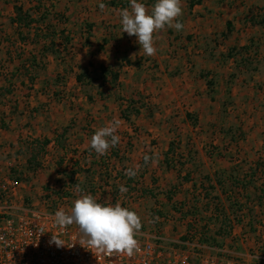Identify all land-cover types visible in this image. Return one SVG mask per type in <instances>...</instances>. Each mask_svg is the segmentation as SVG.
I'll list each match as a JSON object with an SVG mask.
<instances>
[{
    "label": "crops",
    "instance_id": "1",
    "mask_svg": "<svg viewBox=\"0 0 264 264\" xmlns=\"http://www.w3.org/2000/svg\"><path fill=\"white\" fill-rule=\"evenodd\" d=\"M107 1L0 0V171H21L20 165L27 167L29 160L34 157L42 168L33 169L31 173L35 175V179L31 183L43 186L48 181L53 183L57 180V163L62 160L63 167L68 165L70 168L76 163L81 169L77 178L83 181L87 168L93 172L100 169L93 162H99L102 156H94L95 151L90 148V140L95 131L115 119L120 122L116 135L122 138L129 135L132 121L139 124L143 122V109L136 106L141 101L140 96L151 97L146 100L153 101L159 107L169 104L173 106L176 114L182 115L180 118L184 120L183 126L191 132H205L219 139L208 145H199L194 141L180 142L176 148L179 154L176 159L174 156L170 159L173 165L170 168L166 167L164 160L171 142H152L140 135L129 142L130 146L126 148L124 145L128 141H120L117 148L121 154H125L121 163L123 172L139 165L138 174L134 177L138 188L155 194L154 201L155 191H171L174 194L169 203L176 198L181 201L185 210L196 202L202 218L214 217V201L218 202L230 220L231 238L240 239L241 243L245 239L246 243L256 244L258 247V250L249 255L244 246H240L237 255L248 264H259L261 259L264 260L259 255V251L264 250V171L259 169L255 175V179L261 183L249 186L246 190L231 186L229 175L242 178L249 168H254L258 162H264V154H257L255 160L251 161L247 158L227 161L223 155V105L226 106L223 70L227 71L233 64L226 61V54L232 48L237 50L238 47L247 46V43L264 44L252 30L242 32L240 22H243L247 13L244 12V4L240 1L234 3V0H182V16L178 18V22L183 24L182 30L165 27L155 32L153 41L157 52L154 56H147L140 52L136 36L122 33L120 12L125 8L110 7ZM128 1L126 8H130V0ZM148 1L138 0L150 12L156 0L153 5ZM15 4L22 5L35 20H38L43 9L50 15L44 23H33L29 28H24L11 21L15 17ZM100 4L105 7L101 9ZM251 5L256 4L249 3L247 9H252ZM37 7L40 11L35 13ZM260 7H264V2ZM227 22L231 23L230 31H227ZM46 24L53 25L57 32L64 30L65 35L68 34L71 41L67 52L70 54L69 57H62L64 52L57 56L47 53L42 57L41 69L35 72L31 69L29 60L33 55L38 57L43 42H33L34 29L37 25L42 28ZM86 26L91 27L88 40ZM259 27L262 29L258 31L264 32V27ZM248 33L251 34L246 37ZM20 34L27 37L26 41L19 39ZM223 44L226 49H223ZM56 45L61 51L60 44ZM236 65L234 63L235 67ZM101 67L118 74L114 87L109 85L110 76L105 77L104 83L102 82ZM55 69L58 71L51 77L53 80L43 75L45 71ZM245 70L242 69V72ZM81 71L88 74L85 86L76 81V76ZM63 75L68 79L69 85L82 91L75 99L80 103L75 108L70 107L72 98L60 100L56 90H49L50 87H57L60 76ZM31 76L35 77L33 81H30ZM235 78L236 76L232 80ZM208 80L212 83L210 90L207 87ZM228 81L225 84L230 86ZM6 89L9 92H5ZM129 100L136 102L134 106L139 113L131 115L127 121L122 117L121 111ZM182 104L186 106L182 108ZM64 129L66 133L62 134ZM148 131L153 132V129ZM235 131L239 133L238 129ZM235 131L234 128H228L224 133L235 141ZM56 134H62L64 148L55 143ZM44 140L49 141L46 147L41 144ZM254 145L251 144L249 149L261 151L262 144L259 148ZM110 149L103 156L108 160L109 167L114 165L118 170L119 162L108 157ZM90 152L92 155L88 154ZM146 155L151 157L147 163L144 160ZM93 179L97 180L95 176ZM207 191L208 198L205 197ZM244 194L248 196V200H256L242 204L240 211L229 208L226 198L235 199L241 205ZM259 196L261 200L257 199ZM215 197L217 199L213 201L211 198ZM204 207H208L206 211H203ZM176 212L172 207L171 222L179 224L177 220H180L184 223L185 217L180 218ZM234 216L239 221H235ZM213 225L217 228L220 224L214 222ZM206 248L209 253L214 252L212 247Z\"/></svg>",
    "mask_w": 264,
    "mask_h": 264
},
{
    "label": "rangeland",
    "instance_id": "2",
    "mask_svg": "<svg viewBox=\"0 0 264 264\" xmlns=\"http://www.w3.org/2000/svg\"><path fill=\"white\" fill-rule=\"evenodd\" d=\"M35 2V0H32ZM240 1V3L244 4V12H247L243 18V22H240L241 24V30L243 33L246 31L251 32L253 31V34L256 35V38L260 36L261 42H264V32L258 31V29H262L259 27L258 23H255L256 20H259L260 18H264V7H260V4L264 1L262 0H234ZM256 4L251 5L252 9H247V5L249 3ZM241 6V5H240ZM255 6V7H254ZM247 9V11H246ZM243 14V13H242ZM241 14V16H242ZM242 20V18H241ZM256 28V31H255ZM251 34L248 33L246 37ZM245 36V35H244ZM249 48V52L245 53L243 51L237 49L236 56L231 58L233 61L227 59V62L233 63L231 66L228 67L227 71L223 70V94H225L224 100L226 102V106L223 105V155L227 159V161L231 160H238L239 158H247V160H255L257 154L261 153L264 154V44H258L254 45L253 43H247L246 44ZM251 45V46H250ZM223 49H226V45L223 44ZM226 53V52H225ZM225 53H223V57H225ZM70 53H66L62 55V57H69ZM246 57H248V61L246 62L247 69L239 64H242L241 60H244ZM224 61V60H223ZM241 62V63H240ZM234 63L237 64L236 66H239V68L234 66ZM64 66V64H63ZM227 65H225L226 67ZM224 67V68H225ZM242 69H246L242 72ZM58 71V69L49 70L48 72L45 71L43 74L45 77H50V80H53L51 77L53 76L54 72ZM64 73V72H63ZM43 76V77H44ZM236 78L232 80V78ZM44 77V78H45ZM229 80V84H225V81ZM231 80V81H230ZM59 84L57 87L53 86L50 87V92L52 90H56L58 92V97L60 100H69L70 98L77 99L78 94H82V91H77L76 87H72V85L68 84V79L65 78V75L62 77L60 76ZM61 82V83H60ZM227 88V89H226ZM229 88V89H228ZM225 89V90H224ZM91 90V89H89ZM231 94V95H229ZM146 98H151L148 96L141 97V101H138L136 106H141L143 109L144 118L142 119L143 122L141 124L134 123L132 121V126H130L131 131L129 132V135H124V138L120 137L121 142H129L134 141L137 139V136L145 137L147 140H150L152 142H160V143H166V142H172L173 143V156L176 159L177 154H179V151L176 150L178 144L180 142L184 143H190V142H198V144H211V142L216 141L219 139V137H214L213 134L209 133H199L198 132H191L189 128L183 126V121L180 116L176 114V109L173 108L170 104L167 106H161L159 107L153 101L146 100ZM230 100H228V99ZM71 101L70 107L75 108L76 106H79V101L75 100V102ZM68 102L65 104L67 105ZM75 105H74V104ZM171 103V102H170ZM140 104V105H139ZM172 104V103H171ZM186 104H182L181 107L184 108ZM161 108V109H160ZM183 114V113H182ZM192 124L191 122H189ZM143 124H148L147 126H144ZM185 124V123H184ZM69 128H74L73 126ZM228 128H234L235 130H239V133H235L234 138L235 141L230 140V136L225 131L228 130ZM89 130L90 127H88ZM149 129H153V132H149ZM156 130V131H154ZM127 134V133H126ZM227 135V136H226ZM152 137V138H151ZM232 141V142H230ZM251 144H255L254 147H260L261 151L257 150L254 151V148H250ZM120 145H123L120 143ZM126 148H128V145H124ZM242 146V147H240ZM236 147H238L236 149ZM125 148V149H126ZM124 149V152L126 150ZM247 150V151H246ZM90 155V153H88ZM94 156H97L96 153L93 154ZM100 157V156H99ZM262 158V157H261ZM101 160V159H100ZM119 169H122V164L119 163ZM21 171L19 169L12 170V171H0V176L3 175H10L12 177L17 178L22 184V198L24 200V204L28 206H39L41 203V195L44 191L49 192H56L61 187V182L58 181L59 178H62L61 175H58V178L53 183L46 182L43 186H38V183H34L31 181L35 179V175L31 173L33 169L28 165L27 167L24 165H20ZM36 167V165H34ZM42 166H38L34 168V170L39 169L41 170ZM100 168V167H99ZM109 170H111V176H114V173L116 170V167L108 166ZM67 171L69 170L68 165L62 166L61 171ZM103 169H100L101 171ZM99 171H95L96 179L95 180V195H92L93 198L98 203H104L109 202L110 194H111V185L113 184L112 177L108 181L107 185L104 184L103 180H98L97 174ZM38 173V172H36ZM34 178V179H33ZM122 182H119L120 185L123 184L124 180H120ZM138 183V182H137ZM261 182L259 180L255 181L252 185L255 186V184H260ZM97 184V185H96ZM143 189V188H142ZM139 188V190H142ZM158 189V187H157ZM150 191V190H149ZM156 192V201L153 200L149 195L138 197L136 196V193L132 194V201H129L127 203V209L134 211L138 214V216L141 219V231H153L158 230L160 232L161 237L163 238L162 245L164 247H182L185 246V244L188 241H198V236L195 231L200 230V226L204 222H199L198 218L192 217V215H187V217L183 218L185 220L184 223H181L180 220L178 223H172L173 221V212L172 206H175L176 208H182V211H185V207L180 203L178 199H173V202H170L166 200V194L169 191H155ZM171 192V191H170ZM173 193V192H172ZM83 194H89V193H83ZM123 194V193H122ZM174 194V193H173ZM82 195V194H81ZM79 193L74 196V198L70 201V207L74 206V201L76 198H80L81 196ZM91 195V194H90ZM244 197L246 195H243ZM120 198H118V202L120 203ZM238 200H241V198H238ZM256 198H243L241 201V205L248 203H252ZM225 202V201H224ZM226 203V202H225ZM238 205L240 203L237 202ZM159 212V213H154ZM160 214V215H158ZM176 214L182 218L183 216L176 212ZM182 216V217H181ZM202 218V217H201ZM206 218V217H205ZM261 219V218H260ZM188 220V221H187ZM186 222L188 223L186 224ZM212 224V226H210ZM208 225V234L210 236H213L216 240L219 241V243H222L223 249L226 250V255L233 257L234 261L239 264H248V262L243 261L238 255L237 251L240 248V246L246 249V252L251 255L252 252L258 250L256 244L252 245L251 243H246L245 239L241 243L239 241L240 239H233L231 238V234L228 237H216L217 228H215V225L211 223ZM191 226V227H190ZM155 231V232H156ZM190 232V233H189ZM230 233H232V227L230 228ZM190 234V235H189ZM192 234V235H191ZM183 238L185 240H183ZM225 238V239H224ZM231 239V240H229ZM242 239V238H241ZM229 240V241H227ZM241 243V245H239ZM203 244V243H201ZM205 245V244H204ZM208 246V245H205ZM215 254V252H212ZM259 255L264 257V250L259 251ZM259 264H264V260H260Z\"/></svg>",
    "mask_w": 264,
    "mask_h": 264
},
{
    "label": "built area",
    "instance_id": "3",
    "mask_svg": "<svg viewBox=\"0 0 264 264\" xmlns=\"http://www.w3.org/2000/svg\"><path fill=\"white\" fill-rule=\"evenodd\" d=\"M21 191L15 177L0 176V264H239L223 247H212L215 254L195 241L164 247L158 230H139L135 238L140 250L131 257L99 253L81 239L77 225L61 229L55 224L56 211L70 213L71 199H58L48 190L42 193L39 206L33 207L24 204ZM71 192L77 195L75 188ZM52 235L64 246L50 244Z\"/></svg>",
    "mask_w": 264,
    "mask_h": 264
},
{
    "label": "trees",
    "instance_id": "4",
    "mask_svg": "<svg viewBox=\"0 0 264 264\" xmlns=\"http://www.w3.org/2000/svg\"><path fill=\"white\" fill-rule=\"evenodd\" d=\"M148 3L150 5L154 4V0H149ZM107 5H109L110 7H120V8H126L129 5V1L128 0H108L107 1ZM39 7L35 8V13L39 12ZM14 12H15V17L13 20V22H16L19 26L24 27V28H29L33 23L38 24L39 22H45V20L47 19V16L50 15V13L47 12L46 9H43L41 14L39 15L38 20H35L33 18H31V14L29 11H25L22 7V5H18L15 4L14 6ZM62 18H60L61 20ZM255 23H258V25L264 27V18H260L259 20H256ZM227 31L231 30V23L227 22ZM86 30V34H87V38L86 40H88V37L90 36V26H86L85 28ZM35 33L33 36V42L35 41V44H38L39 42H43L41 48L39 49V53H38V57L36 55H33L29 62L31 63V69H33V71L37 72L39 69H41L42 67V57L44 58L47 53L52 54L53 56H57L60 55L61 52H64V54H68L67 52V47L70 44L71 38L68 36V34L65 35V31L61 30V31H56L54 26L51 24H46L45 27H38V25L36 26V28L34 29ZM44 31V32H43ZM225 35L223 34V37ZM21 41H26L27 37L23 36L22 34H20V38ZM57 43L60 44L59 47H61V51L59 50V48L57 47ZM238 50L243 51L245 53L249 52V48L248 46H242L241 48H239ZM237 50L235 48H232L231 50H229L226 54V58L231 59L233 57L236 56V52ZM248 61V57H246L244 60H241V62H243L240 65H243L244 67L247 65L246 62ZM240 62V63H241ZM239 66H237V68H239ZM208 74V73H205ZM37 75V73H36ZM110 76L111 80L109 82V85H111L112 87H114V85L116 84V81L118 79V74L117 73H113L110 70L101 67L100 68V78L102 79V82L104 83V79L105 77ZM35 77L31 76L30 77V81H33ZM88 78V74L86 71H81L77 76H76V81L80 84H83L84 86L86 85L84 82L86 81V79ZM212 86V83L210 80L207 81V87L210 90V87ZM5 92H9V90H4ZM101 95V94H100ZM136 102H134L133 100H129V102H127V106L121 111V115L122 117L129 121L130 120V116L133 115H137L139 113V110L134 106ZM141 107V106H140ZM187 118L190 119V117ZM192 118V117H191ZM66 133V129L63 130L62 134ZM61 134V135H62ZM61 135L56 134L55 135V143L58 144L59 147L64 148V142L61 140ZM34 143H38V142H34ZM49 141L48 140H44L43 142H41L43 147H46L48 145ZM128 146H130L129 144H127ZM118 146V145H117ZM116 147H112L110 149V153H109V158H114L117 162L122 163L124 161V156L125 154H121L120 150ZM173 143L171 142L169 144V148L165 154V160L164 163L166 165L167 168L173 167L172 162H171V158L173 157ZM170 156V157H169ZM101 160H99V162L95 163L93 162V164H97L99 165L100 169H103L101 171L98 172L97 174V178L98 180H103L104 184L107 185V183H109L108 181L110 180L111 176V170H109L108 168V163L107 160L104 158V156L100 157ZM29 166L34 169L38 166H40V164L38 162H36L35 158L32 157L31 160H29ZM63 164V161L61 160V162L57 163L58 168V175L62 178H59L58 181L61 182V187L54 192V195L60 199V198H67V199H72L74 198V195L71 192V189L75 188L76 189V185H79L80 189L82 190V192H78L77 190V194L79 193L80 195L83 193H89L91 195H95V180L93 179L94 176H96V174L90 170V168H87L85 170V176L83 181L78 180L77 176L79 175L81 169L80 167L75 163L73 164L72 167L69 168V170L67 171H61L60 173V168ZM34 165H36V167H34ZM99 169V170H100ZM253 169V170H252ZM261 169V172L264 171V162H258L255 164L254 168H249L248 172L245 173L242 178H238L237 176L235 177L234 175H229L230 177V182H231V186L242 189V190H246L249 186H252L253 183H255V181H257L255 179V175L257 174L258 170ZM114 176L112 177L113 179V184L111 185V194L109 196L110 200L109 202H104L101 204H105V203H111V204H116L118 201V198H120V204L122 207H127V203L129 201H132V194L136 193V196L138 197H143L146 195L151 196L152 198L155 199V194H153L151 191L147 190V189H142L139 190L138 186H137V180H135L134 178H129L127 175H125V173L123 172V168L120 170H114ZM17 179V178H16ZM187 178H185L186 180ZM120 180H124L123 182V186L127 188V192L126 193H120L119 192V182H122ZM119 181V182H118ZM219 185H222L221 181L217 182ZM224 183L225 181L223 180V191H224ZM97 185V184H96ZM255 189V188H254ZM262 190V189H260ZM264 191V190H262ZM172 192H168L166 194V198L168 201L172 200ZM208 191L205 193V197L208 198ZM245 195V194H244ZM76 196V195H75ZM246 199H248V196H245ZM214 200H216L217 198H211ZM227 201H229V208H234L233 210L236 209V211H240L241 207L243 205H238L237 202L235 201V199L231 198H226ZM258 200H261V196H259L257 198ZM194 203V202H193ZM214 206H213V210L215 211L214 217L212 218H201L199 216L200 212H198V209L196 208V202L194 204H192V206L188 209H186L184 212L182 211V208H176L175 206H172L174 210H176L178 213H180L183 217H186L187 215H192V217H197L199 222H204L200 227V230L198 231V241H200V243H203L205 245H208L210 247H216V248H220L222 247V243H219L218 240H216L213 236H210L208 234V225L210 223H219L220 225L217 227V232H216V237L221 236V237H227L228 235H230V220L227 218V216L225 215V210L223 207H221V205L217 202L215 203L214 201ZM208 208V207H207ZM206 207L203 208V211L207 210ZM251 211V210H249ZM154 213H159V212H154ZM160 215V214H158ZM233 219L235 221H239L237 216H234ZM214 221V222H211ZM191 227V226H190ZM183 240H185L183 238Z\"/></svg>",
    "mask_w": 264,
    "mask_h": 264
},
{
    "label": "clouds",
    "instance_id": "5",
    "mask_svg": "<svg viewBox=\"0 0 264 264\" xmlns=\"http://www.w3.org/2000/svg\"><path fill=\"white\" fill-rule=\"evenodd\" d=\"M104 7V4H100L101 9ZM120 16L122 33L136 36L140 52L147 56H154L157 52L153 41L155 32L165 27L174 28L176 31L183 28V24L178 22V18L182 16V0H156L150 12L144 3L130 0V8L122 9ZM119 124V120L114 119L95 131L90 140V148L97 156L107 154L110 148L119 144L120 137L116 135ZM150 159L146 155L145 163ZM139 168V165L135 169L128 168L125 175L134 178ZM76 190L82 192L79 185H76ZM119 192L126 193L127 188L120 185ZM54 221L61 229L72 224L77 225L81 239L86 241L89 248L99 253L108 256L113 253L126 254L131 257L140 250L135 236L142 227L141 219L136 212L122 207L119 202L114 205L101 204L92 195L82 194L74 201L70 213L62 209L56 211ZM50 244L64 246L55 235H52Z\"/></svg>",
    "mask_w": 264,
    "mask_h": 264
}]
</instances>
